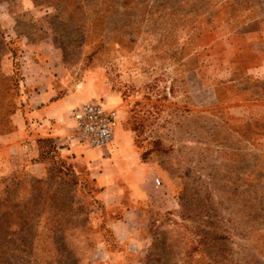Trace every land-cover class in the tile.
I'll return each mask as SVG.
<instances>
[{
	"label": "rangeland",
	"instance_id": "obj_1",
	"mask_svg": "<svg viewBox=\"0 0 264 264\" xmlns=\"http://www.w3.org/2000/svg\"><path fill=\"white\" fill-rule=\"evenodd\" d=\"M263 61L264 0H0V264H264ZM47 82L106 84L154 168L131 239L72 124H36Z\"/></svg>",
	"mask_w": 264,
	"mask_h": 264
},
{
	"label": "crops",
	"instance_id": "obj_2",
	"mask_svg": "<svg viewBox=\"0 0 264 264\" xmlns=\"http://www.w3.org/2000/svg\"><path fill=\"white\" fill-rule=\"evenodd\" d=\"M50 84L47 82L43 89L35 92L36 104L34 106L32 101H28V106L38 109L37 119L41 124H36L39 127L50 126L54 136L65 133L67 124H72V121L68 122L72 105L101 96L106 97L108 102L114 100L106 84H101L100 88L87 89L82 84L77 89H67L62 93H58L57 88ZM32 120L30 118V122ZM23 124L28 123L25 121ZM118 126L116 124L109 145L97 148L77 146L76 153L87 164L89 173L99 187L97 197L105 207L107 225L112 235L117 241L124 242L131 239L142 226L149 207L159 209L161 203L150 200L153 195L161 197L163 206L168 200L162 187L158 186L160 181L156 182L158 178L150 177L155 170L141 159L132 135Z\"/></svg>",
	"mask_w": 264,
	"mask_h": 264
},
{
	"label": "built area",
	"instance_id": "obj_3",
	"mask_svg": "<svg viewBox=\"0 0 264 264\" xmlns=\"http://www.w3.org/2000/svg\"><path fill=\"white\" fill-rule=\"evenodd\" d=\"M73 137L86 147L97 148L109 145L114 137L118 114L99 100H87L69 109ZM159 183V180L156 179Z\"/></svg>",
	"mask_w": 264,
	"mask_h": 264
}]
</instances>
